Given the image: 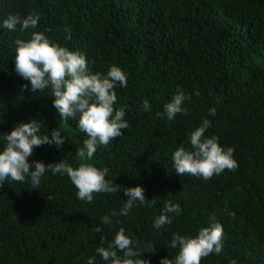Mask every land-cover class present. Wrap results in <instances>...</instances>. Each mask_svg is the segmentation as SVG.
Returning <instances> with one entry per match:
<instances>
[{"label": "trees", "instance_id": "1", "mask_svg": "<svg viewBox=\"0 0 264 264\" xmlns=\"http://www.w3.org/2000/svg\"><path fill=\"white\" fill-rule=\"evenodd\" d=\"M35 12L36 29L0 30V133L28 119L42 121L41 132L56 128L65 143L34 148L28 158L45 165L66 159L86 138L76 120H59L50 89L31 93L14 71L16 39L44 32L71 51L85 54L90 70L106 73L118 65L128 74L126 88L115 89L114 107L126 105L129 127L88 161L106 170L121 187L144 189L146 201L128 216L100 218L119 211L123 193L93 194L92 203L76 199L67 176L45 173L38 189L30 183L0 185V264H86L99 246L120 228L141 249L142 259L159 264L178 249L168 248L172 233L195 235L215 217L223 228V248L200 264H264V0H0V19L8 13ZM70 30V32L68 31ZM69 37V38H66ZM191 97L186 115L160 119L162 105L177 88ZM151 105L141 110L142 100ZM215 108V116L209 109ZM207 118L222 147L234 148L235 170L208 180L177 174L171 154L187 146V135ZM182 212L171 225L152 228L165 201ZM100 227L101 232L93 229ZM97 264L104 262L97 256Z\"/></svg>", "mask_w": 264, "mask_h": 264}, {"label": "clouds", "instance_id": "2", "mask_svg": "<svg viewBox=\"0 0 264 264\" xmlns=\"http://www.w3.org/2000/svg\"><path fill=\"white\" fill-rule=\"evenodd\" d=\"M39 20L40 16L35 12L24 16L18 12L8 13L0 19V30L14 32L19 26L20 32H27L36 29ZM13 44L14 71L20 79L28 82L22 87L31 93H42L50 89L52 107L59 120L67 123L69 119H75L78 131L84 133L86 138L83 146L75 152L81 161L76 167L66 159L47 165L42 161L29 162L28 158L34 148L48 145L59 149L65 143V137L56 128L47 134L41 132L42 121L36 119L18 123L10 132L0 133V185L11 181L30 183L32 189H38L45 173H51L53 176H67L76 189V199L85 203L93 202V194L122 192L126 197L122 206L118 212L112 211L102 216L100 220L103 225H111L113 217L119 223L118 217L128 216L137 205L148 207L155 204L156 199L146 201L141 186L116 185L113 179L105 178L106 170L88 162L93 159L98 148H106L115 138L122 136V130L129 127L125 119L126 105L114 107L117 102L115 89L127 87L128 74L118 65L109 66L106 73H93L84 53L69 50L48 38L44 32L32 31L29 39L18 38ZM190 99L178 87L169 101L162 105V112H157L156 116L173 121L178 114L186 115L187 109L183 105ZM141 110H151L148 100H142ZM215 111V108H210L209 115L215 116ZM211 126L212 121L202 119L188 133L187 146L182 144L172 152V166L177 174H189L208 180L226 169L232 171L238 167L233 147H222L216 135H205ZM181 212L179 204L165 201L160 214L153 218L152 228L159 231L165 225H171L174 217L180 216ZM93 231L99 233L101 228L97 227ZM223 236L222 225L215 217H209L207 226L199 228L194 236L174 232L168 248L178 251L172 258L162 257L159 264H200L202 258L222 252ZM153 251L151 245L142 250L138 242L126 234L124 228H120L110 241L100 236L99 246L87 258L86 264H97V256L104 264H149L148 260L141 257ZM230 264L238 262L233 259Z\"/></svg>", "mask_w": 264, "mask_h": 264}]
</instances>
